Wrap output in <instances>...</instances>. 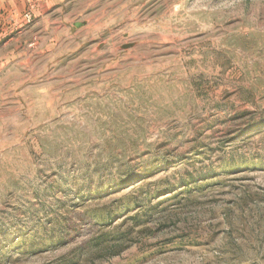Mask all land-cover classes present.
Masks as SVG:
<instances>
[{
	"label": "rangeland",
	"instance_id": "rangeland-1",
	"mask_svg": "<svg viewBox=\"0 0 264 264\" xmlns=\"http://www.w3.org/2000/svg\"><path fill=\"white\" fill-rule=\"evenodd\" d=\"M0 264H264V0H0Z\"/></svg>",
	"mask_w": 264,
	"mask_h": 264
}]
</instances>
